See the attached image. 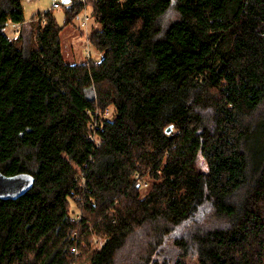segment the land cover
Wrapping results in <instances>:
<instances>
[{"label": "trees", "instance_id": "16d2710c", "mask_svg": "<svg viewBox=\"0 0 264 264\" xmlns=\"http://www.w3.org/2000/svg\"><path fill=\"white\" fill-rule=\"evenodd\" d=\"M24 1L0 0V170L35 182L0 197V264H264V0H72L64 25ZM88 7L102 56L67 62Z\"/></svg>", "mask_w": 264, "mask_h": 264}, {"label": "rangeland", "instance_id": "374dc122", "mask_svg": "<svg viewBox=\"0 0 264 264\" xmlns=\"http://www.w3.org/2000/svg\"><path fill=\"white\" fill-rule=\"evenodd\" d=\"M56 1L61 3L60 7L54 9L56 18L59 24L64 25L66 11L62 0H30L29 3H25L26 13L29 17H32L33 15L38 16L39 12H43L49 8H52ZM84 9L85 10L80 12L73 22L67 25L62 32L63 54L67 62H83L88 58L98 60L102 56L101 52H98L91 45L92 43L89 36L91 28L93 26H98L99 24L91 16L90 7ZM171 17L172 13H170L166 19L170 20ZM16 30L17 27L15 24H13L9 26L6 32L9 36L16 37L18 35ZM113 111L114 106H111L109 113L106 116H108V118L112 117L114 114ZM258 139L259 138H256V141H258ZM82 182L84 183V181Z\"/></svg>", "mask_w": 264, "mask_h": 264}, {"label": "water", "instance_id": "95a60500", "mask_svg": "<svg viewBox=\"0 0 264 264\" xmlns=\"http://www.w3.org/2000/svg\"><path fill=\"white\" fill-rule=\"evenodd\" d=\"M64 4H70L72 0H62ZM173 131V124L166 129L167 133ZM35 182V176L27 171L15 174H6L0 170V197L3 199H16L25 194Z\"/></svg>", "mask_w": 264, "mask_h": 264}, {"label": "built area", "instance_id": "2783aa9c", "mask_svg": "<svg viewBox=\"0 0 264 264\" xmlns=\"http://www.w3.org/2000/svg\"><path fill=\"white\" fill-rule=\"evenodd\" d=\"M81 1H86V0H81ZM60 5H61V3H59L58 1H56V2L53 4V7H54V8H58V7H60ZM43 12H44V11H43ZM43 21H44V19H43ZM16 27H17V30H16V31H17V33L19 34V33H20V23L16 24ZM108 113H109V110H104V111H103V117H105ZM96 126H99L97 120H95L94 123H90V124H89V129L91 130L90 135L92 136V139H96L97 142H99L98 139H97V137H96V132H95V131H96ZM93 130H94V131H93ZM81 184L83 185L84 183L81 182ZM77 197H78V196H77ZM95 240L98 241L97 238H95ZM73 251H74V253L79 254V253L81 252V249H80L79 247H74V248H73Z\"/></svg>", "mask_w": 264, "mask_h": 264}, {"label": "crops", "instance_id": "0c3cea01", "mask_svg": "<svg viewBox=\"0 0 264 264\" xmlns=\"http://www.w3.org/2000/svg\"><path fill=\"white\" fill-rule=\"evenodd\" d=\"M26 2L29 3L30 0H28V1H24V8H25V3H26ZM25 17H26L27 20H29V19L32 18V17H29V16H28V14L26 13V9H25ZM28 17H29V18H28ZM20 25H21V24H20Z\"/></svg>", "mask_w": 264, "mask_h": 264}]
</instances>
